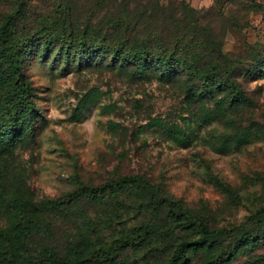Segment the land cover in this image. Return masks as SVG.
<instances>
[{
	"label": "rangeland",
	"instance_id": "rangeland-1",
	"mask_svg": "<svg viewBox=\"0 0 264 264\" xmlns=\"http://www.w3.org/2000/svg\"><path fill=\"white\" fill-rule=\"evenodd\" d=\"M6 15L30 108L10 123L17 92L0 81V264H50L46 250L181 264L182 242L184 264H264V221L245 250L241 235L202 239L169 212L215 229L264 207V0H0V25ZM214 66L219 87L200 78ZM146 223L150 238L92 258Z\"/></svg>",
	"mask_w": 264,
	"mask_h": 264
},
{
	"label": "trees",
	"instance_id": "trees-1",
	"mask_svg": "<svg viewBox=\"0 0 264 264\" xmlns=\"http://www.w3.org/2000/svg\"><path fill=\"white\" fill-rule=\"evenodd\" d=\"M183 6V3L181 7ZM183 11L185 12V7H183ZM189 13L193 15L195 13L197 15L198 11L194 8L189 7ZM12 15H6L4 17L3 23L0 25V43L4 42L6 44L5 47V60L9 64L5 70H2L0 73V81L1 84H6L7 80L6 78L9 77L11 78V87L15 88L14 91L17 92V100L16 101L17 105L13 109L14 112L13 114L9 115V108H5L7 100L4 102V106L0 104V107H3L4 111L1 115V117H9L11 116V121L10 123H15L19 125H25L26 123L29 122V108H30V103H29V95L27 92V83L24 80V74L22 73L21 70V65L19 63V54L21 51L20 45L18 42L15 41H10L8 39V27L7 24L10 22ZM191 17V16H190ZM190 29L195 28L193 24V19L188 21L187 25ZM187 27V28H188ZM134 52V50H133ZM130 56L136 57V55L132 54L130 52ZM143 55V54H142ZM134 60V58H132ZM184 66H181V70H185L186 73L189 74H197L196 68H192L189 65L183 64ZM196 71V72H195ZM216 67H211L208 71L200 75V78L207 82V78L209 76L212 77L213 84L215 87H219L221 85V82L215 79V74ZM229 89L236 95L238 96L239 90L231 84L229 85ZM207 89H210V85L206 86ZM9 94V93H6ZM128 182H143L145 183L142 179L140 178H132V177H125L120 180V183H128ZM116 192V189H109L108 193L109 194H114ZM170 214L174 215L179 221L177 223V226L180 227L181 229H190L194 225H197L198 229V234L200 235V238H211V239H217V238H231L234 236H242V247L245 250L251 249L255 243L257 242V237L252 235L251 233L246 232L247 229H249L251 226H254L255 224H260L261 222L264 221V207H262L256 214L252 215L249 217L242 225L234 226L232 228H209L206 224L203 223H197L196 220H194L192 214H190L188 211L185 209H182L181 207L179 208H170L169 210ZM258 217H261L257 219ZM158 229L156 226L152 223H146L138 226L133 234H125L121 235L118 238L114 240L112 244H110L107 247L99 248L96 250L95 255L92 257H96L97 259H105L110 256H112L116 251L119 249L125 247L129 243L133 242H138V241H143L151 237V235L156 232ZM173 229H169L165 232L169 233ZM264 236V233H263ZM201 242H199L200 244ZM189 245V243L182 242L177 245L173 256L171 258V261H177L178 263L184 264V260L186 258V248ZM43 256V261L48 262L50 264H79L82 263L83 261L90 259L91 257H88L84 260H79V261H71L64 259L60 257L57 253L53 251H44L42 254ZM234 257V255H233ZM38 264V263H37Z\"/></svg>",
	"mask_w": 264,
	"mask_h": 264
}]
</instances>
